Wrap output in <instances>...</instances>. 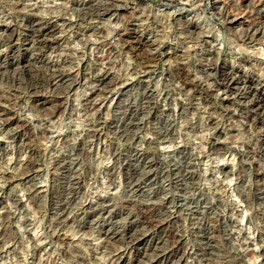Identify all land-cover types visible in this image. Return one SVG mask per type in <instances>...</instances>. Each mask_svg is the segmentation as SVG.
Listing matches in <instances>:
<instances>
[{
  "label": "rangeland",
  "instance_id": "obj_1",
  "mask_svg": "<svg viewBox=\"0 0 264 264\" xmlns=\"http://www.w3.org/2000/svg\"><path fill=\"white\" fill-rule=\"evenodd\" d=\"M256 1L0 0V264H264Z\"/></svg>",
  "mask_w": 264,
  "mask_h": 264
},
{
  "label": "bare ground",
  "instance_id": "obj_2",
  "mask_svg": "<svg viewBox=\"0 0 264 264\" xmlns=\"http://www.w3.org/2000/svg\"><path fill=\"white\" fill-rule=\"evenodd\" d=\"M223 2L224 3H229V2H227V0H223ZM251 6H252V8H251ZM262 6H263V0H258L254 4L253 3L247 4L245 6V8L243 10H241V12H237V13H234L232 15H234L235 19L238 18L239 16H244V21L248 22L249 25L250 24L251 25H257L259 23H263L264 24V11H262L263 10L262 9L263 8ZM247 8H249V9H247ZM48 31H49V29H48ZM121 39L123 41H125L126 43H128V44L129 43L133 44L136 47L137 46L144 47V46L147 45L146 44V40H144V39H142V38L134 35V33H132V32L121 34ZM150 57H152V56H150ZM150 57H149V59H151ZM176 74L179 77H182L184 79H188V75L185 72H179V71H177ZM224 77H225V80L226 79H229V81L230 80L233 81L232 83H236L235 79L233 80L232 77H230L228 74L224 75ZM113 83H115V82L114 81H110V80L108 81L107 79H104L102 81V84L105 85V86L113 85ZM201 89L203 90L204 88L202 87ZM253 104L255 105V108L260 107V102H258V101H254ZM258 109L259 108H257L256 111H258Z\"/></svg>",
  "mask_w": 264,
  "mask_h": 264
}]
</instances>
